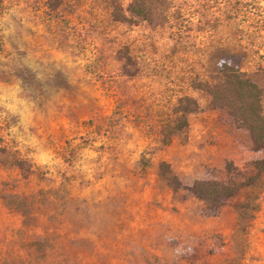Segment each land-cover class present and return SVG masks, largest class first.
Masks as SVG:
<instances>
[{
    "label": "rangeland",
    "instance_id": "obj_1",
    "mask_svg": "<svg viewBox=\"0 0 264 264\" xmlns=\"http://www.w3.org/2000/svg\"><path fill=\"white\" fill-rule=\"evenodd\" d=\"M131 1L0 0V264H264V175L216 209L161 175L257 156L198 86L264 90V0Z\"/></svg>",
    "mask_w": 264,
    "mask_h": 264
},
{
    "label": "trees",
    "instance_id": "obj_2",
    "mask_svg": "<svg viewBox=\"0 0 264 264\" xmlns=\"http://www.w3.org/2000/svg\"><path fill=\"white\" fill-rule=\"evenodd\" d=\"M111 16L112 19L120 22H128L131 17L146 19L147 10L144 7V0H132L125 11L114 9ZM198 87L208 96L207 108L217 112L220 121L244 131L249 149L257 153V156L246 162L242 169L229 161L225 162L221 169L223 175L220 178L207 177L183 184L173 174H167L166 171L169 170L165 163L161 164V175L172 189H183L203 201L209 209H216L232 197L241 186L248 185L258 176L264 175V111L262 108L264 90L251 75L228 60H220L211 82L200 81ZM184 99L189 100V97L184 96ZM192 103V108L185 104L180 105L177 110L180 115L173 124L168 125L171 134L187 126L186 112L198 110L196 101L192 100Z\"/></svg>",
    "mask_w": 264,
    "mask_h": 264
}]
</instances>
